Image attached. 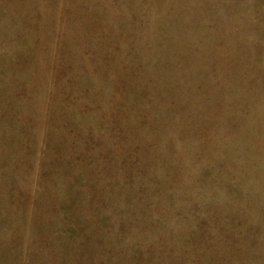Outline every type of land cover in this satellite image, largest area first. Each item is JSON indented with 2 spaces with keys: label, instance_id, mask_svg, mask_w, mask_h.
I'll return each instance as SVG.
<instances>
[{
  "label": "rangeland",
  "instance_id": "rangeland-1",
  "mask_svg": "<svg viewBox=\"0 0 264 264\" xmlns=\"http://www.w3.org/2000/svg\"><path fill=\"white\" fill-rule=\"evenodd\" d=\"M0 264H264V0H0Z\"/></svg>",
  "mask_w": 264,
  "mask_h": 264
}]
</instances>
